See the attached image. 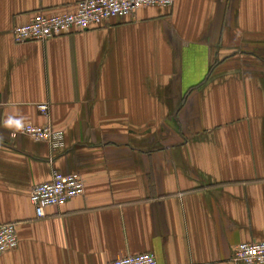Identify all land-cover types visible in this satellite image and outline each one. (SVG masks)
<instances>
[{"label":"crops","instance_id":"obj_1","mask_svg":"<svg viewBox=\"0 0 264 264\" xmlns=\"http://www.w3.org/2000/svg\"><path fill=\"white\" fill-rule=\"evenodd\" d=\"M81 1L0 0V225L20 241L0 264H235L264 242V0H176L15 44L14 27ZM56 171L85 193L38 220L32 190Z\"/></svg>","mask_w":264,"mask_h":264},{"label":"built area","instance_id":"obj_2","mask_svg":"<svg viewBox=\"0 0 264 264\" xmlns=\"http://www.w3.org/2000/svg\"><path fill=\"white\" fill-rule=\"evenodd\" d=\"M175 2L176 0H83L73 13L34 14L26 24L14 27L12 36L17 45L47 42L57 37L100 28L113 20H136L138 12L144 8L172 7ZM39 110L42 114H47L48 105L39 106ZM21 134L36 142L48 144L54 153L66 149L65 133L55 130L52 125H26L21 129ZM84 193V181L79 174L64 175L54 172L50 181L38 184L32 190L31 203L36 218H46L49 208L61 209ZM19 244L17 224L0 225V258L16 251ZM233 260L235 264H264V242L239 245ZM109 264H158V261L154 254L145 253L129 255Z\"/></svg>","mask_w":264,"mask_h":264},{"label":"clouds","instance_id":"obj_3","mask_svg":"<svg viewBox=\"0 0 264 264\" xmlns=\"http://www.w3.org/2000/svg\"><path fill=\"white\" fill-rule=\"evenodd\" d=\"M6 124L8 126H11V125H15L18 129L21 127V121L20 120H12V119H9Z\"/></svg>","mask_w":264,"mask_h":264}]
</instances>
